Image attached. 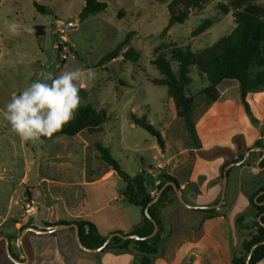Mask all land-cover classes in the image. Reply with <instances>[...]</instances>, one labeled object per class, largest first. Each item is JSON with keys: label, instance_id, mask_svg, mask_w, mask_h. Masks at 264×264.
Returning <instances> with one entry per match:
<instances>
[{"label": "rangeland", "instance_id": "obj_1", "mask_svg": "<svg viewBox=\"0 0 264 264\" xmlns=\"http://www.w3.org/2000/svg\"><path fill=\"white\" fill-rule=\"evenodd\" d=\"M98 1L108 4L107 11L78 22L84 0H37L47 9V15L37 13L32 0H0V132H12L17 136L4 116L5 105L14 94H19L32 82L49 73L59 75L65 70L92 69L95 79L81 88L80 105L91 104L96 108H105L109 113H114V116L104 125L101 133L83 132L77 143L81 146V140L86 139L109 148L111 156L119 162L127 175L133 177L143 172L148 180L146 172L150 169L158 171L162 161L187 140L184 125L175 115L167 89L151 84V80L159 77L151 61L160 52L170 59L168 50L172 47L189 46L193 52H198L211 46L234 28L232 11L223 12L216 8L217 4H225L227 0H213L204 10L192 14L183 24H174L165 35H161L168 22L166 4H159L156 0ZM253 3L264 5V0H253ZM205 21H210V26L203 33L192 36V32ZM13 22L19 25L18 34H12L8 30V25ZM35 26L44 27L43 37L34 35ZM131 31L136 34L130 41L129 48L140 53L139 60L132 62L118 57L97 67L102 57ZM63 55L65 59L62 58ZM171 66L176 69L175 62H171ZM189 77L192 83L188 94L196 97L206 83L194 68H191ZM234 86L239 85L232 80H225L218 86L220 93H228L222 100H229L231 125L227 124L225 128L224 119H220V116H216L214 122L212 119L208 120L206 127L205 121L199 124L203 143L235 129L249 130L239 91H234ZM202 107L203 103L196 98L193 114L195 122L204 113ZM131 114L144 118L159 131L164 143L163 150L159 148L155 138L130 121ZM204 129L208 131V138L202 132ZM232 141L239 142L237 138ZM83 151V157L77 161L93 166V156L97 154L94 145H87ZM218 151L209 150L201 154V157L207 158ZM221 152L230 158L228 148ZM246 161L249 163L254 160L248 157ZM182 175L184 172H180L179 176ZM205 177L198 176L199 179ZM117 180L122 184L120 179ZM114 184L113 180H108L86 185L83 187V196L89 199L93 191L97 197V205H104L113 196L121 197L120 187ZM23 191L24 188L19 187L15 197L19 199ZM197 198L203 199L201 196ZM186 201L191 205L189 200ZM128 208L132 215L140 217L138 208ZM1 259L9 260L4 255Z\"/></svg>", "mask_w": 264, "mask_h": 264}, {"label": "crops", "instance_id": "obj_2", "mask_svg": "<svg viewBox=\"0 0 264 264\" xmlns=\"http://www.w3.org/2000/svg\"><path fill=\"white\" fill-rule=\"evenodd\" d=\"M233 90L239 91V86H234ZM227 95L224 91L219 92L218 100L196 121L200 149L190 148L186 140L183 147V143L180 144L178 149L162 161L158 171L150 169L146 172L153 187L152 195L160 181L159 176L166 174L175 178L185 200L191 202L190 206H214L218 203L222 190L219 176L223 161L237 158L261 138V130L264 128L263 89L247 96L257 125H253L246 115L248 131L235 129L203 143L199 124L205 121L206 127L208 120L214 122L216 116H220V119H224L225 128L227 124L231 125L229 100H222ZM206 131L202 130L204 135L208 133ZM79 135L51 139L41 137L32 143L22 142L12 132H0V238H12L9 239V248L20 262L25 260L18 244L21 228L25 226L21 222V200L25 195L33 198L37 204L36 214L30 224L39 230L54 228H45L44 223L87 221L99 235L108 236L129 232L141 220V215H132L128 207L133 205L122 196L125 185L122 181L120 184L117 180L120 178L96 159L97 154L93 156V166L77 161L83 157V149L87 145H95L83 139L80 146L77 143ZM234 138L239 142H233ZM262 140L264 149V135ZM227 148L231 152L230 158L221 152ZM213 149L219 151L207 158L201 157V154ZM249 157L254 161L229 170L223 203L213 217L207 218L201 210L187 209L178 201L166 202L158 207L160 242L158 253L150 264H231L234 254L240 249L241 241L251 232L253 225L255 211L249 207L248 197L264 185V170L256 168L260 156L250 154ZM180 172H184L182 177L179 176ZM199 175L206 177L199 179ZM108 180H113L114 185L120 187L121 197L113 196L108 203L97 205L93 191L89 199L83 196V187L86 185ZM19 187H23L24 191L18 199L15 196ZM199 196L203 199H198ZM241 214H244L242 224L248 228L242 232L236 224ZM70 230L63 229L43 235L27 232L23 238V247L28 256L25 264H141L133 249L125 252H85L76 245L74 231ZM0 264L14 263L1 259ZM257 264H264V259Z\"/></svg>", "mask_w": 264, "mask_h": 264}, {"label": "trees", "instance_id": "obj_3", "mask_svg": "<svg viewBox=\"0 0 264 264\" xmlns=\"http://www.w3.org/2000/svg\"><path fill=\"white\" fill-rule=\"evenodd\" d=\"M159 4H166L168 14L167 26L162 31L161 35H165L174 24H183L189 16L196 12L204 10L207 4L213 0H156ZM32 6L37 13L47 15V9L40 5L37 0H32ZM216 8L223 12L232 11L234 28L229 34L219 38L211 46L193 52L189 46L172 47L168 50L170 59H167L165 53L160 52L155 55L151 64L157 69L159 77L151 80L154 86H162L167 89L168 98L172 101L176 117L182 121L185 132L187 133V145L190 148L200 149V142L196 132V122L193 114L196 107V98H199L203 103L202 112H205L219 98L218 86L225 80L236 81L239 85L240 103L249 117L253 125H257V121L253 117L247 96L251 92L264 89V5L253 3V0H227L225 4L219 3ZM108 4L98 0H84L83 8L78 15V22L84 19L107 11ZM210 21H205L199 25L193 32L192 36L203 33L209 26ZM33 33L36 37L44 36V27L35 26ZM135 32L131 31L126 34L125 38L116 45L115 48L109 50L100 60L97 67H101L105 63L117 59L118 57L124 60L137 62L140 58L138 51L129 48L130 41L135 36ZM125 49V50H124ZM171 62L176 63V69L171 66ZM191 68L196 69L201 80L206 83V86L195 97L188 94V88L192 83L189 73ZM114 113H109L105 108H96L91 104L80 105L76 113V118L69 124L64 126L63 130L55 134L52 138L58 136L73 137L83 132L88 134L101 133L104 130V125L110 121ZM130 121L139 128L144 129L148 134L155 138L159 148L163 150L164 143L158 130L149 124L144 118H137L134 114L130 115ZM264 128L261 130V138L256 140L252 145L241 152L237 158L232 160H224L221 169L219 180L222 181L223 169L243 158V155L253 149L262 148ZM44 139H49L43 137ZM97 151L96 159L105 164L113 171L123 182L124 190L122 196L124 200L139 208L141 220L129 232H118L121 235H136L138 237H146L153 230L152 223L145 217L144 211L147 204L154 198L157 191L167 183H173L183 199V191L175 178L162 174L159 176L160 181L154 187L155 192H147V187L152 184L146 180L144 173L136 176L127 175L121 168L119 162L110 154V149L103 147L101 144L94 145ZM260 156L261 153H251ZM248 164V161L241 166ZM259 167H264V158L259 164ZM229 173V171H228ZM227 173V175H228ZM264 191V185L258 188L255 192L249 195V207L255 211L253 225L249 232L240 243V249L234 254L231 264H246L247 256L253 245L264 241V228L257 221L259 215L264 214V193L260 195L256 201L255 197ZM178 201L174 195L171 186H168L161 194L160 198L154 205L148 208L150 217L157 224V233L154 237L143 240H123L118 237L111 239L109 244L100 253L113 250L116 252H125L133 249L140 258L141 264H150L151 259L158 253L160 242L161 222L159 219L158 207L166 202ZM186 202V200H185ZM187 203V202H186ZM207 218L213 217L217 210H201ZM244 214H241L236 219V224L239 231L248 230L242 224ZM261 223L264 224V215L261 217ZM60 225H76L79 231L81 243L89 249L100 247L107 236L99 235L95 227L87 221L79 222H55L44 223L45 228L56 227ZM31 227V224H26L21 228V231ZM87 228V231H86ZM72 230V229H71ZM12 239V238H8ZM10 250V248H9ZM11 255L18 259L15 255ZM5 254L4 243H0V257ZM7 257V256H6ZM264 259V245L257 247L250 259L249 264H257Z\"/></svg>", "mask_w": 264, "mask_h": 264}, {"label": "clouds", "instance_id": "obj_4", "mask_svg": "<svg viewBox=\"0 0 264 264\" xmlns=\"http://www.w3.org/2000/svg\"><path fill=\"white\" fill-rule=\"evenodd\" d=\"M8 30L18 34L19 25L10 23ZM94 79L92 69L49 73L11 97L5 105V119L22 142L35 143L41 137L51 139L76 118L81 104L80 90Z\"/></svg>", "mask_w": 264, "mask_h": 264}, {"label": "water", "instance_id": "obj_5", "mask_svg": "<svg viewBox=\"0 0 264 264\" xmlns=\"http://www.w3.org/2000/svg\"><path fill=\"white\" fill-rule=\"evenodd\" d=\"M252 152H259L261 153L260 157L258 158L257 162H256V168L258 170H264V167L260 168L259 167V164L260 162L262 161V159L264 158V149L259 147V148H253L249 151H247L244 155H243V158L240 160V161H237L235 163H231L229 165H227L224 169H223V173H222V190H221V196H220V199L218 201L217 204H215L214 206H190L188 205L185 200L183 199V197L181 196V194L179 193L178 189H177V186L173 183H170V182H167L165 183L162 188H160L157 193L155 194L154 198L147 204V207L144 211V214H145V217L152 223L153 225V230L151 232V234H149L148 236L146 237H138L136 235H127V236H124V235H121L120 233H112V234H109L104 243L98 247V248H95V249H89V248H86L80 241V238H79V231H78V227L76 225H60V226H56L52 229H49V230H39L35 227H27L26 229H24L23 231H21L19 237H18V244L19 246L21 247V250L23 252V255H24V262H20L19 260H17L16 258H14L11 253H10V250H9V239L7 237H1L0 238V243L3 242L4 243V249H5V254L7 256V258L13 262L14 264H25L28 260V256H27V253L25 252V249L23 247V238L25 236V234L27 232H33V233H36V234H52L54 232H57L59 230H63V229H73L74 231V238H75V242H76V245L83 251L85 252H90V253H100L101 251L104 250V248L109 244V242L111 241L112 238L114 237H118V238H121L123 240H136V241H143V240H148L152 237H154L157 233V224L156 222L150 217L149 213H148V208L151 207L152 205H154L156 203V201L160 198L162 192L168 187V186H171L172 189H173V192H174V195L175 197L177 198L178 202L185 208L187 209H192V210H212V209H218L222 203H223V200H224V197H225V191H226V187H227V173L228 171L233 168V167H237V166H241L246 160L247 158L249 157V155L252 153ZM153 190V187L152 186H148L147 187V192H151ZM264 193V191L260 192L254 199V201H256V199L262 195ZM264 215V214H262ZM262 215H259L258 218H257V221L258 223L260 224V226H262L264 228V224L261 223V217ZM261 245H264V241L263 242H259V243H256L255 245H253L249 251V254L247 256V260H246V264H249V259L253 253V251L261 246Z\"/></svg>", "mask_w": 264, "mask_h": 264}, {"label": "built area", "instance_id": "obj_6", "mask_svg": "<svg viewBox=\"0 0 264 264\" xmlns=\"http://www.w3.org/2000/svg\"><path fill=\"white\" fill-rule=\"evenodd\" d=\"M62 58L65 59L66 57L63 55ZM21 205L23 208L21 222L26 225L30 223L32 217L36 214L37 204L33 200V198L28 195H25L21 200Z\"/></svg>", "mask_w": 264, "mask_h": 264}]
</instances>
